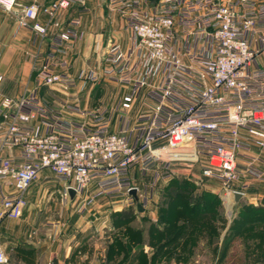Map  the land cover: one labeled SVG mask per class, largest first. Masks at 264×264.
Returning a JSON list of instances; mask_svg holds the SVG:
<instances>
[{
	"label": "built area",
	"instance_id": "obj_1",
	"mask_svg": "<svg viewBox=\"0 0 264 264\" xmlns=\"http://www.w3.org/2000/svg\"><path fill=\"white\" fill-rule=\"evenodd\" d=\"M73 1L54 0L43 7L38 0L30 5L0 0V7L17 12L21 25L47 35V25L30 21L42 10L54 19ZM107 1L134 34L129 50L113 42L105 58V75L133 84L119 112V127L109 129L102 109L91 113L96 124L91 129L43 108L39 86L75 83L68 71L56 72L54 65L56 54L69 49L79 35L71 27L59 31L37 71V86L0 102V180H11L18 191L4 197L6 215L22 214L25 194L43 169L79 193L97 184L84 207L101 195L110 196L114 204L141 203L147 196L130 177L131 169H162L156 178L169 180L175 172L167 155L187 147L205 160L202 174L221 180L233 196L260 187L264 64L257 59L264 53V0ZM142 88L150 89L147 105L131 126L126 107ZM37 115L44 131L33 125ZM12 146L21 148V161L2 154ZM132 189H137L138 199ZM7 263L0 241V264Z\"/></svg>",
	"mask_w": 264,
	"mask_h": 264
},
{
	"label": "crops",
	"instance_id": "obj_2",
	"mask_svg": "<svg viewBox=\"0 0 264 264\" xmlns=\"http://www.w3.org/2000/svg\"><path fill=\"white\" fill-rule=\"evenodd\" d=\"M19 1L30 5L35 0ZM53 1L38 0L43 7L49 6ZM73 20L78 23L72 24ZM35 21L48 26L47 35L30 26L21 25L17 12L12 13L0 7V102L4 96L17 97L37 86V71L50 51L53 39L59 31L71 27L79 37L69 49L56 54L54 70L68 71L75 83L73 86L61 83H56L58 86H39L38 97L41 104L44 109L63 120L84 123L91 129L96 125L91 113L102 109L109 122V129L116 131L122 104L133 91L132 83L109 78L104 72L105 58L113 42L120 43L126 50L134 44V34L126 27L121 15L109 9L107 0H74L56 18L52 19L42 10L37 20H31L30 23ZM257 61L264 64V53L259 55ZM63 63L68 66L64 67ZM99 88L102 90L101 95L97 91ZM149 90L142 88L129 101L126 111L131 126L137 124L140 113L146 108ZM97 93L100 95V102L99 96L96 98ZM43 122L40 115L33 119V125L39 131L46 128ZM2 154L13 156L18 162L22 160L19 146L7 147ZM161 171L158 168L144 171L140 165H135L130 171V177L139 181L140 191L143 192L141 187L145 178L150 179V182L156 180L159 185L168 181L162 177L156 178ZM69 187V183L53 171L43 169L25 194L26 203L22 214L10 217L6 215L3 200L18 191L11 180H0V241L8 257L7 264L95 263L93 255L96 253L91 257L89 255V249H92L94 243L91 241L98 239L96 235H101L112 226L115 229V215L125 207H114L113 199L108 195L95 197L84 207V202L89 201L96 193L97 184L77 192L74 198L68 193ZM258 192L262 193L260 196H264V183L248 190L244 198H256L259 196ZM108 205L113 207H107ZM240 209L238 207V213ZM159 211L160 207H139L137 213L139 217L157 220ZM225 237L226 235L221 237L220 253L216 255L214 264H231L228 259L230 252L226 256L221 254ZM152 255L153 252H150L148 258L151 259ZM208 255L207 250L203 253L194 252L187 263L178 262L172 257L171 262L166 264H206V258L211 257ZM238 255L240 253L236 257Z\"/></svg>",
	"mask_w": 264,
	"mask_h": 264
},
{
	"label": "rangeland",
	"instance_id": "obj_3",
	"mask_svg": "<svg viewBox=\"0 0 264 264\" xmlns=\"http://www.w3.org/2000/svg\"><path fill=\"white\" fill-rule=\"evenodd\" d=\"M58 86V84H55ZM50 87L51 85H47ZM60 87V86H59ZM100 95L102 93L101 88L97 90ZM99 93L96 94L99 96L98 102H100V95ZM170 161V167L174 170V175L172 178H170L168 181L165 182L163 185H159L158 182L155 180L146 179L142 182V190L143 195L147 196L141 203L134 204V205H116L121 203L114 204V207L117 206H123L125 208L133 207L135 211V218L132 219L130 222V226L133 228L143 229V242L141 245L135 244L131 246V252L124 256L123 252L117 254L116 258L114 260H109V263L107 262V254L109 251V247L111 246L110 243L113 239H115L118 235V231H120L122 228L121 226H112V228L108 229L106 232L96 235L97 238H94L91 242L93 243L92 249H89L90 251V257L93 253L94 254V264H149L145 259V255H148L150 252H154L156 250V246L158 245V240L156 236L153 241H150V229L153 225V223H158V220H153L152 218L148 217H139V207H171L172 204L170 203L173 201V199H177L178 201L189 199L190 201V207L194 203L195 199L202 197L208 193L211 195H216L219 199L222 200V207L223 213L226 216L227 222H218L219 227L216 230L217 237L215 236V242L213 243V240L208 241V239H205L202 237V234L200 233L199 239L197 240V244L193 247V250L195 252H201L203 253L205 250H207L208 256L210 258H206V264L211 263L214 264L216 259V255L220 252V242L221 237L227 234V230L231 222L234 218L238 216V207H244L245 205H264V196L261 192H258L259 196L256 198H250V196H247L244 198V195L242 196L243 199L239 202H235L234 196L232 195L231 191L228 190L223 182L221 180L211 178L204 176L202 174V164L205 162V160L198 155L193 148H183L177 152L169 153L167 155ZM135 183L140 186L138 183L139 181H135ZM158 184V185H157ZM178 185V186H173ZM172 187H178L179 190H184L183 195L176 196L173 198L171 195H169L170 188ZM154 192V193H153ZM155 197V198H154ZM107 207H113L112 205H108ZM137 207V208H135ZM202 207V206H200ZM118 224V223H117ZM160 228L163 227V224H159ZM121 228V229H120ZM230 235V234H229ZM124 239H126L124 237ZM229 239V236H228ZM232 239V237H231ZM231 243H228V247H224L225 243L221 246V254L226 256L229 253V261L231 260V264H252L254 262L264 263V259L257 260L254 258V256H248V251L246 249V246L243 242V240L239 239H233ZM228 241V240H227ZM228 241V242H229ZM217 244V247H216ZM187 246L184 250H180L178 248L175 253L178 255H181L183 258L179 259L178 262L187 263L191 259V247L190 249ZM190 250V251H189ZM96 251V252H95ZM169 251V250H168ZM140 259L135 260L134 255L139 254ZM174 251H169V253H173ZM210 252H212L210 254ZM248 252V253H247ZM237 253H240L238 257H236ZM246 253V254H245ZM133 255V256H132ZM214 256V257H213ZM248 256V257H247ZM173 256H164L162 259L156 260L154 264H159L161 262L163 263H170ZM245 258V259H244ZM91 259V258H90ZM84 263V262H82ZM84 263V264H88Z\"/></svg>",
	"mask_w": 264,
	"mask_h": 264
},
{
	"label": "trees",
	"instance_id": "obj_4",
	"mask_svg": "<svg viewBox=\"0 0 264 264\" xmlns=\"http://www.w3.org/2000/svg\"><path fill=\"white\" fill-rule=\"evenodd\" d=\"M183 194L184 190H179L178 187L170 188L169 195L173 198ZM170 203L175 204H172L171 207H160L158 223H153L149 230L150 241L159 236L157 237L159 243L151 259L145 255L147 258L145 260L149 264H154L156 260L162 259L164 256H173L177 260L182 259L183 257L175 251L178 248L184 250L187 246L189 249L191 247L192 255L195 252L193 247L197 244L200 233L208 241L213 240L215 236H218L216 230L221 225L218 222H227L223 213L222 200L216 195L207 193L205 197L195 199L192 207H190L189 199L181 201L173 199ZM135 216L133 207L125 208L116 213L115 228L118 225L122 229L120 228L121 230L117 233L118 236L110 243L111 246L107 254L108 263L109 260H114L121 251L124 256H127L132 250V245L142 244L144 230L130 226V222ZM159 224H163V227L160 228ZM239 238L243 240L249 252H247L248 256H254L257 260L264 259V205L241 207L238 216L233 219L228 227L224 247H228V243H231L230 239ZM168 250L174 252L170 254ZM140 255L141 252L134 255L135 260L140 259Z\"/></svg>",
	"mask_w": 264,
	"mask_h": 264
},
{
	"label": "water",
	"instance_id": "obj_5",
	"mask_svg": "<svg viewBox=\"0 0 264 264\" xmlns=\"http://www.w3.org/2000/svg\"><path fill=\"white\" fill-rule=\"evenodd\" d=\"M68 193L71 196V198H74L75 195L77 194V190L75 188L69 187L68 188ZM131 193L134 195L136 199H138L137 196V189H132ZM243 194L240 192H236L234 195L235 202H238L242 198Z\"/></svg>",
	"mask_w": 264,
	"mask_h": 264
},
{
	"label": "bare ground",
	"instance_id": "obj_6",
	"mask_svg": "<svg viewBox=\"0 0 264 264\" xmlns=\"http://www.w3.org/2000/svg\"><path fill=\"white\" fill-rule=\"evenodd\" d=\"M214 163H217V160L215 159Z\"/></svg>",
	"mask_w": 264,
	"mask_h": 264
}]
</instances>
